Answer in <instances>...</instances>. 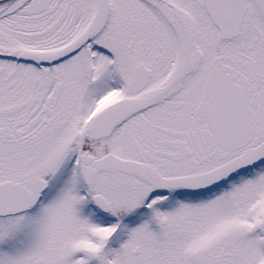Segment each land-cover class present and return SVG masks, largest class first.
I'll use <instances>...</instances> for the list:
<instances>
[{"label":"snow or ice","instance_id":"6c2138e0","mask_svg":"<svg viewBox=\"0 0 264 264\" xmlns=\"http://www.w3.org/2000/svg\"><path fill=\"white\" fill-rule=\"evenodd\" d=\"M0 264H264V0H0Z\"/></svg>","mask_w":264,"mask_h":264}]
</instances>
